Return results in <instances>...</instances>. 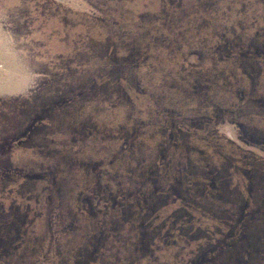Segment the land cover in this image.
Instances as JSON below:
<instances>
[{
  "label": "rangeland",
  "instance_id": "1",
  "mask_svg": "<svg viewBox=\"0 0 264 264\" xmlns=\"http://www.w3.org/2000/svg\"><path fill=\"white\" fill-rule=\"evenodd\" d=\"M0 7V264H264V0Z\"/></svg>",
  "mask_w": 264,
  "mask_h": 264
},
{
  "label": "clouds",
  "instance_id": "2",
  "mask_svg": "<svg viewBox=\"0 0 264 264\" xmlns=\"http://www.w3.org/2000/svg\"><path fill=\"white\" fill-rule=\"evenodd\" d=\"M40 80V73L22 47V39L0 7V98L27 96Z\"/></svg>",
  "mask_w": 264,
  "mask_h": 264
}]
</instances>
